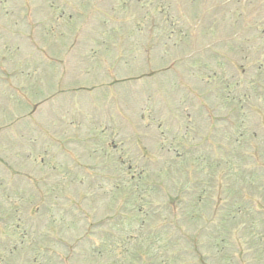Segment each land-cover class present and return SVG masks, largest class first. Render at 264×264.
<instances>
[{
  "label": "rangeland",
  "instance_id": "1",
  "mask_svg": "<svg viewBox=\"0 0 264 264\" xmlns=\"http://www.w3.org/2000/svg\"><path fill=\"white\" fill-rule=\"evenodd\" d=\"M0 219V264H264V0H0Z\"/></svg>",
  "mask_w": 264,
  "mask_h": 264
}]
</instances>
